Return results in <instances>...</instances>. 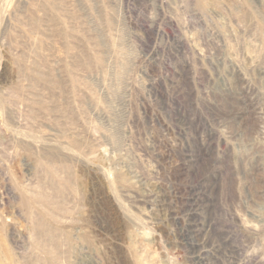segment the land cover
Here are the masks:
<instances>
[{"label": "rangeland", "instance_id": "1", "mask_svg": "<svg viewBox=\"0 0 264 264\" xmlns=\"http://www.w3.org/2000/svg\"><path fill=\"white\" fill-rule=\"evenodd\" d=\"M0 264H264V0H0Z\"/></svg>", "mask_w": 264, "mask_h": 264}]
</instances>
